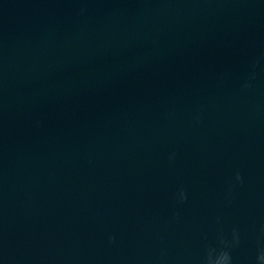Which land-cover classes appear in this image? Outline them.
Listing matches in <instances>:
<instances>
[{
    "label": "water",
    "instance_id": "obj_1",
    "mask_svg": "<svg viewBox=\"0 0 264 264\" xmlns=\"http://www.w3.org/2000/svg\"><path fill=\"white\" fill-rule=\"evenodd\" d=\"M223 252L264 253V0H0V264Z\"/></svg>",
    "mask_w": 264,
    "mask_h": 264
},
{
    "label": "clouds",
    "instance_id": "obj_2",
    "mask_svg": "<svg viewBox=\"0 0 264 264\" xmlns=\"http://www.w3.org/2000/svg\"><path fill=\"white\" fill-rule=\"evenodd\" d=\"M236 179L239 181L241 178L239 176V174H237ZM260 264H264V253H262L259 257H258ZM217 264H231V257L227 252H223L220 254L218 260H217Z\"/></svg>",
    "mask_w": 264,
    "mask_h": 264
}]
</instances>
